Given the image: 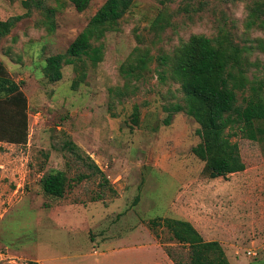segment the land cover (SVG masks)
I'll use <instances>...</instances> for the list:
<instances>
[{
    "label": "rangeland",
    "instance_id": "obj_1",
    "mask_svg": "<svg viewBox=\"0 0 264 264\" xmlns=\"http://www.w3.org/2000/svg\"><path fill=\"white\" fill-rule=\"evenodd\" d=\"M104 2L78 10L72 0H0V20L26 13L0 38V60L28 99L27 141L0 140V264H164L163 251L190 264L189 244L153 222L160 216L190 221L231 264H264L256 124L225 130L234 154L226 175L211 177L195 150L200 125L184 112L164 122L183 90L170 72L161 78L158 59L194 34L225 33L247 48L250 80L264 84V26L247 25L255 0H136L95 42L102 61L63 64L52 81L48 57L65 53ZM137 54L152 55L139 79L121 70ZM50 172L66 178L63 197L44 192ZM128 244L138 248L110 251L109 261L86 255Z\"/></svg>",
    "mask_w": 264,
    "mask_h": 264
},
{
    "label": "trees",
    "instance_id": "obj_2",
    "mask_svg": "<svg viewBox=\"0 0 264 264\" xmlns=\"http://www.w3.org/2000/svg\"><path fill=\"white\" fill-rule=\"evenodd\" d=\"M72 1L78 10H84L91 0ZM135 1L105 0L66 52L48 57L46 72L49 78L52 81L60 80L63 76V64H75L85 60L92 63L102 61L104 46L95 42L108 31L117 29L119 21ZM255 2L250 8L248 27L264 26V0ZM25 14L0 20V38L10 33ZM246 49L225 33L215 38L194 34L173 54H162L158 58L159 64L164 67L160 73L161 78H165V72H170L171 76L180 82L183 90L181 100L165 105L168 115L164 122L170 124L172 114L184 112L200 125L199 134L204 143L195 150L202 158L207 159V171L211 177L225 176L228 161L234 154L229 145V138L224 134L226 129L253 121L256 124V135L264 147V84L248 77L251 62L245 54ZM134 56L136 63H133L134 59H128L122 64L121 70L127 76L133 74L135 79H139L142 76L140 71L144 67L147 68L152 55ZM137 70L139 71L136 72ZM239 94L242 101L239 100ZM137 111L136 108L135 121L139 118ZM0 119L5 122L0 140L16 143L27 141L28 99L20 83L11 77L1 60ZM42 182L46 194L64 196L67 181L61 173L50 172L43 177ZM158 220L171 229L174 238L189 244L190 264H231L220 242L205 240L190 221L160 216L153 222L157 223Z\"/></svg>",
    "mask_w": 264,
    "mask_h": 264
},
{
    "label": "crops",
    "instance_id": "obj_3",
    "mask_svg": "<svg viewBox=\"0 0 264 264\" xmlns=\"http://www.w3.org/2000/svg\"><path fill=\"white\" fill-rule=\"evenodd\" d=\"M3 12L5 14H7L8 12H11V11L5 9ZM121 248H123V249H132V248H138V247L133 246V245L131 246L130 244H128L127 246H125V245H122V246H113V247L107 249L108 251H99L100 249L98 250L97 249V246H94L93 250H91L90 252H87L86 255H88V254H95V255L100 254L101 257H103V256L108 257L107 261H109L110 260V257L109 256L111 254L108 255L107 253L110 252V251H114L116 249H121ZM144 248L146 249V247H144ZM162 254H163V259L165 261L164 264H173L172 260L170 259V257L168 256V254L166 252L163 251Z\"/></svg>",
    "mask_w": 264,
    "mask_h": 264
}]
</instances>
